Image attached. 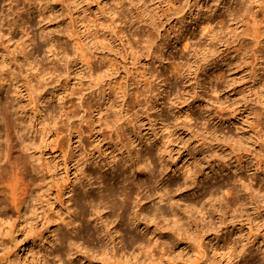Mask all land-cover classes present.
Listing matches in <instances>:
<instances>
[{
	"label": "clouds",
	"instance_id": "9594fccd",
	"mask_svg": "<svg viewBox=\"0 0 264 264\" xmlns=\"http://www.w3.org/2000/svg\"><path fill=\"white\" fill-rule=\"evenodd\" d=\"M262 237L264 0H0V264H264Z\"/></svg>",
	"mask_w": 264,
	"mask_h": 264
},
{
	"label": "rangeland",
	"instance_id": "374dc122",
	"mask_svg": "<svg viewBox=\"0 0 264 264\" xmlns=\"http://www.w3.org/2000/svg\"><path fill=\"white\" fill-rule=\"evenodd\" d=\"M223 75H225V74H221V78H223ZM59 150L63 151V148L61 147ZM262 238H264V237H262Z\"/></svg>",
	"mask_w": 264,
	"mask_h": 264
}]
</instances>
